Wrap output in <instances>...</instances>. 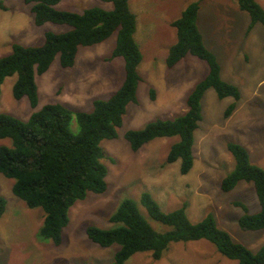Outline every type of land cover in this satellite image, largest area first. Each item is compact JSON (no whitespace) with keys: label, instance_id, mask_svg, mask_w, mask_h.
<instances>
[{"label":"rangeland","instance_id":"obj_1","mask_svg":"<svg viewBox=\"0 0 264 264\" xmlns=\"http://www.w3.org/2000/svg\"><path fill=\"white\" fill-rule=\"evenodd\" d=\"M191 1L194 0H128L136 18L133 36L142 53L137 66L141 77L137 100L126 105L116 137L100 142L101 160L107 168L105 191H89L70 206L59 245L39 235L43 210L27 207L12 193L13 179L0 173V195L6 200L0 216V264L109 263L119 245L100 246L87 237L85 229L88 225L115 226L108 218L122 199H134L153 228L167 229L139 203L143 191L149 192L164 211L185 203L186 214L193 222L211 214L218 227L253 252L264 244V228L239 227L243 209L234 203L242 202L250 213L259 210L253 183L240 180L229 191L220 189L221 179L234 167L233 156L226 147L228 141L243 145L251 163L264 168V29L257 22L246 33L250 17L234 0H199L197 25L203 41L216 55L221 77L238 87L240 97L233 112L225 118L223 111L233 98H218L212 87L205 90L200 101L202 117L193 134V165L188 173L179 172L180 160L165 162L177 135L156 137L136 151L124 137L128 129L185 112L188 93L207 73L206 62L189 53L173 67L165 65L168 47L176 39L170 22ZM3 2L6 9H0V56L11 51L12 42L38 45L43 42L45 31L69 29L66 24L52 22L36 25L24 0ZM258 2L264 8V0ZM92 6L112 8L110 2L102 0H60L55 5L57 9L76 12ZM115 40L113 32L99 43L79 46L70 67H62L56 55L49 68L35 76L38 94L35 107L30 106L26 96L13 97L16 74L6 76L0 88V113L26 120L44 104L56 102L73 111H91L92 101L109 97L124 78L122 57L104 59ZM151 87L155 90L153 99L149 94ZM69 127L78 130L74 117ZM1 144L9 145L10 140L0 138ZM124 264H238V261L222 255L212 242L199 239L171 242L159 259H153L148 250L137 251Z\"/></svg>","mask_w":264,"mask_h":264},{"label":"trees","instance_id":"obj_2","mask_svg":"<svg viewBox=\"0 0 264 264\" xmlns=\"http://www.w3.org/2000/svg\"><path fill=\"white\" fill-rule=\"evenodd\" d=\"M60 0H24L29 4L36 25L45 22L66 24L62 32L45 31L44 40L38 45L11 43V51L0 56V88L4 78L13 73L14 98L26 96L31 107L38 103L35 76L45 72L58 55L62 67L74 64L79 46L99 43L116 32L115 45L105 60L122 57L124 78L119 87L105 99H94L91 111H73L62 103H46L33 111L26 120L0 113V138H8L10 144L0 145V173L12 178V193L29 208L43 210L39 235L59 245L63 228L68 223V210L89 191H105L107 168L102 162L103 150L100 142L114 138L122 123L126 105L136 102V89L141 77L137 66L142 53L134 39L135 14L128 0H102L112 4L111 9L99 6L85 8L81 12L57 9ZM247 12L250 21L246 33L257 22L264 29V8L258 0H234ZM200 1L189 2L179 16L170 24L175 28L176 39L168 47L165 65H176L186 54H192L207 64V73L195 83L187 95V109L173 118H157L138 129H128L124 137L132 150L162 136H178L167 152L165 162L180 160L179 172L186 174L193 165V134L201 120V98L207 88L212 87L218 98L230 96L233 100L226 106L223 116L228 117L240 97L238 87L224 80L216 55L205 45L197 25ZM0 9L6 5L0 0ZM150 98L155 97L154 88L149 89ZM76 119L78 130L69 127ZM227 150L234 159L233 169L220 181V189L229 191L238 181L253 183L259 202V210L248 212L245 204L235 201L243 209L238 218L242 230L264 228V168L251 163L247 149L240 143L228 141ZM139 203L149 216L167 226L159 231L141 213L136 201L124 198L109 221L116 225L101 228L88 225L87 237L103 247L118 244L112 260L107 264H124L137 251H150L153 259H159L171 242L206 239L217 250L238 264H264V244L251 251L244 244L232 239L230 234L217 226L211 214L198 221H191L186 214V204L170 210L161 209L153 196L143 191ZM6 200L0 195V216L5 210Z\"/></svg>","mask_w":264,"mask_h":264}]
</instances>
